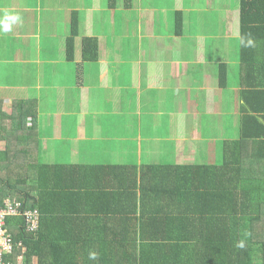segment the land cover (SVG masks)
Instances as JSON below:
<instances>
[{
	"label": "crops",
	"instance_id": "1",
	"mask_svg": "<svg viewBox=\"0 0 264 264\" xmlns=\"http://www.w3.org/2000/svg\"><path fill=\"white\" fill-rule=\"evenodd\" d=\"M179 2L0 0V15L21 17L0 32V184L29 163L222 162L246 112L264 108L257 94L264 71L242 65L241 0ZM171 12L182 15L179 27L165 19ZM86 37L97 41L96 59L91 49L85 56ZM249 89L256 91L245 95ZM74 180L66 201L54 205L56 233L82 253L106 208L89 177Z\"/></svg>",
	"mask_w": 264,
	"mask_h": 264
},
{
	"label": "trees",
	"instance_id": "2",
	"mask_svg": "<svg viewBox=\"0 0 264 264\" xmlns=\"http://www.w3.org/2000/svg\"><path fill=\"white\" fill-rule=\"evenodd\" d=\"M240 9L241 37L254 39L253 46L241 44L242 65L247 73L264 71V0H241ZM181 18L179 13L178 27ZM72 46L69 38V52ZM83 47L85 56L91 49L96 59L95 38L86 37ZM225 68L221 65L222 85ZM258 89L263 101L264 88ZM252 109L246 112L239 139L225 145L220 164L29 163L22 175L0 184V198L16 192L27 207L42 213L37 234L11 228L27 247L26 261L264 264V108ZM76 176L89 177L91 192L105 205V215L96 218L97 239L91 234L94 242L103 241L102 254L99 244L93 242L81 253L76 240L61 241L56 233L54 205L66 201L68 191L77 186ZM91 250L98 253L96 261L88 259Z\"/></svg>",
	"mask_w": 264,
	"mask_h": 264
},
{
	"label": "built area",
	"instance_id": "3",
	"mask_svg": "<svg viewBox=\"0 0 264 264\" xmlns=\"http://www.w3.org/2000/svg\"><path fill=\"white\" fill-rule=\"evenodd\" d=\"M40 221L39 208L27 207L22 199L11 195L0 198V264H30L26 261V245L15 239L11 228L17 226L25 233L37 234Z\"/></svg>",
	"mask_w": 264,
	"mask_h": 264
},
{
	"label": "clouds",
	"instance_id": "4",
	"mask_svg": "<svg viewBox=\"0 0 264 264\" xmlns=\"http://www.w3.org/2000/svg\"><path fill=\"white\" fill-rule=\"evenodd\" d=\"M21 17L18 13L5 11L0 15V32H11L13 26L20 22ZM241 44L245 47L253 46L254 39L251 37H241ZM88 259L90 261H96L98 259V253L94 250L89 251Z\"/></svg>",
	"mask_w": 264,
	"mask_h": 264
},
{
	"label": "rangeland",
	"instance_id": "5",
	"mask_svg": "<svg viewBox=\"0 0 264 264\" xmlns=\"http://www.w3.org/2000/svg\"><path fill=\"white\" fill-rule=\"evenodd\" d=\"M166 1H168V4H169V6L170 5H175V6H177L176 8H179V4H180V2H179V0H166ZM190 14H192L193 15V19H194V17H203L201 14H200V12L198 13V14H196V12H189ZM181 15V14H180ZM167 16H168V19H167ZM182 16V15H181ZM179 18V14L178 13H175V12H171V13H169V15H165V19H167L168 21H175V20H177ZM166 20V21H167ZM132 44H134V43H132ZM130 46V45H129ZM120 122H122V120L121 119H119L118 120V123H120ZM92 139V138H91ZM87 144H89L90 143V139L89 140H86L85 141ZM66 150H68V149H65L64 148V151H66ZM79 157H82V154H79ZM125 157H127L125 154L124 155H121L120 157H119V159L120 160H123ZM117 159V158H116ZM118 159V160H119ZM11 196H13V197H19L18 196V194L16 193V192H11ZM263 235H264V233H263Z\"/></svg>",
	"mask_w": 264,
	"mask_h": 264
}]
</instances>
